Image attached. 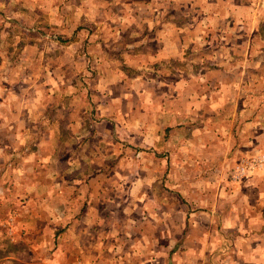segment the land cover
Here are the masks:
<instances>
[{
	"label": "rangeland",
	"instance_id": "obj_1",
	"mask_svg": "<svg viewBox=\"0 0 264 264\" xmlns=\"http://www.w3.org/2000/svg\"><path fill=\"white\" fill-rule=\"evenodd\" d=\"M263 150L264 0H0V261L30 262L18 241L37 239L40 264H98L89 237L59 246L58 230L15 226L37 178L46 219L52 204L74 207L91 178L89 192L108 199L113 264L120 242L132 264L246 258L219 248L221 233L197 232L194 214L230 204L229 172ZM153 195L148 223L138 199ZM138 231L160 247L140 249ZM256 242L250 252L264 255Z\"/></svg>",
	"mask_w": 264,
	"mask_h": 264
},
{
	"label": "crops",
	"instance_id": "obj_2",
	"mask_svg": "<svg viewBox=\"0 0 264 264\" xmlns=\"http://www.w3.org/2000/svg\"><path fill=\"white\" fill-rule=\"evenodd\" d=\"M181 130L184 131L185 127H181ZM205 146L206 145L200 147L198 151H201L202 154H204L205 152L207 153L208 150L205 148ZM231 150L232 149H227L224 154H231ZM261 155L264 157V154ZM219 160L220 159L214 160L217 161V163H215L216 167H218L220 163ZM237 164L238 163L236 161L233 168ZM258 172H260L259 177H257ZM230 174L231 171L229 172L230 182L227 183L230 187L233 188V194L230 196L228 195L230 204L227 203L225 205H222L221 200L217 199V201H220V206L222 205L221 209H217V211H211L209 208L201 209L200 211H198L196 207L197 210L194 215L199 216L200 220H196L193 225L200 224L198 227H196L197 232H212L217 236H219L217 233H221V236L219 237H222L223 239H219L218 241L219 248L223 247L225 243H228L230 245L234 243V245H232L234 249H243V253L246 254V258L232 255V257L225 258V262L227 261L226 264H264V255H252V252H250L252 250V247H254V240L258 241L256 242L258 243V249L264 248V165L261 170L257 171V173L243 178L238 182H232ZM85 179L86 180H84V183L88 184L89 186L85 188L84 193L77 191L73 194L72 200L74 201V207L72 206L71 208L67 209L64 203L63 205H61L60 203L55 205L52 204L51 207L47 210L50 215L46 219L45 210L43 209L44 207H42V204L46 201H49L50 197L48 193H44L42 191L41 193H38L39 190H42L44 188V184H39L37 178L34 184L37 187L35 188L36 192L31 193L28 191V195L25 196V205L24 207H22V210H19L20 213L25 217V221H20L21 223L15 224V226L18 228L23 227L25 232L32 231L34 233L44 231L46 226H48L49 230H51L52 232L58 230L60 232L59 235L63 233L62 237L60 236L61 240L59 241V246L66 243H68V246H71L72 242L76 240L80 241V239L85 240L89 237L87 243L88 247L91 250L96 251V259L94 261L98 262V264H113L111 259H114L115 253H110L111 246L109 242L111 241L110 239H108V242L107 233L105 234V227H107L108 223L106 221V214L104 213V211L108 208V199L106 198V195L104 193H96L95 191L89 192V188L94 189L91 184L92 180L90 181L91 178ZM25 181L27 184L31 182L29 179H26ZM39 194L40 196H38ZM59 195L60 194L55 195L53 199L57 200ZM62 200H64L63 195ZM81 200H84L83 204H80ZM138 200H140L139 205H142L143 208H148V213L143 212V215L147 216V219L145 220L148 221V223H150L151 221L156 222L157 214L156 211L154 212L153 210V204H155L157 200L156 195H153L152 197L139 198ZM31 201L36 202L32 204ZM150 206L152 207L149 208ZM122 210L124 212L123 208ZM169 211L170 208L168 206V209L165 208L164 212L165 219L163 232H171V229H168L171 228ZM81 213L82 216H79L80 218H76V220H73L75 216H78ZM188 215H191V213ZM60 216H64L65 223H63L62 220L58 221V219H60ZM205 216L212 217V220H208ZM70 217H72V219H70ZM153 222L152 224H154ZM190 225L193 226L192 223ZM76 233L78 234L76 235ZM222 233H225V235H223ZM138 236L140 238V242L136 246H138L143 251H150L151 248L155 251L157 247H160L157 245L158 241L155 239V236L153 238H151L150 236L147 238L146 233L141 231H138ZM164 238V250L166 251V253L168 252L169 255V253H171L173 250V248L171 250L172 243L171 240H167V234L164 235ZM203 241L204 240L201 239L200 243L202 244ZM18 242L19 244L24 243L26 245L28 256H30V262L23 261L24 259L22 258V252H19L15 256L12 254L10 256H5L4 259L0 261V264H40L38 260V252H41L42 249L40 246H44L46 242H41L39 245H37L38 240L36 239L35 241H32V246L29 245L32 244L31 241H27L25 239ZM118 245H123L124 250H122V255H125V258L122 259V262L119 260L116 261L120 262V264H132L131 262H125L130 258L131 254H133V251H129V243L120 242L118 243ZM128 246L129 248H127ZM140 249H138L139 254L141 253ZM90 254L91 253L87 251L86 257L90 256ZM127 256L129 257L127 258ZM93 258L94 256L92 255L90 259ZM164 262H166V258Z\"/></svg>",
	"mask_w": 264,
	"mask_h": 264
},
{
	"label": "built area",
	"instance_id": "obj_3",
	"mask_svg": "<svg viewBox=\"0 0 264 264\" xmlns=\"http://www.w3.org/2000/svg\"><path fill=\"white\" fill-rule=\"evenodd\" d=\"M264 165V157L256 155L238 163L231 171L230 178L232 182H238L243 178L249 177L255 172L261 170Z\"/></svg>",
	"mask_w": 264,
	"mask_h": 264
}]
</instances>
